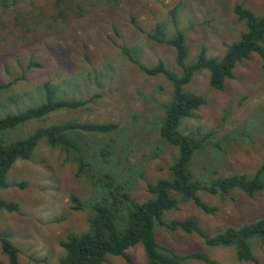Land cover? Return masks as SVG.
I'll list each match as a JSON object with an SVG mask.
<instances>
[{
  "label": "rangeland",
  "instance_id": "374dc122",
  "mask_svg": "<svg viewBox=\"0 0 264 264\" xmlns=\"http://www.w3.org/2000/svg\"><path fill=\"white\" fill-rule=\"evenodd\" d=\"M242 5L256 15L264 12V0H0V83L11 85L1 96L0 116L39 104L44 83L60 89L66 100L89 101L83 108L58 112L44 121L30 122L10 132L8 140L24 138L40 126L71 120L114 123L117 132L98 137L111 143L112 166L128 184L131 200L142 203L151 196L147 185L170 178L176 148L159 136V123L172 85L164 76L140 72L122 54V47L140 49L148 67L162 62L176 75L173 48L150 42L146 32L156 23L166 26L172 38L171 12L185 35L187 63L201 48L208 57L221 59L226 46L235 42L244 25L234 14ZM140 28V29H138ZM264 47V45H263ZM40 67L28 68L29 63ZM260 58L253 54L238 64L223 89L209 86L208 73H196L185 91L204 104L180 125L183 134H210L196 155L190 171L202 183L233 175L252 176L264 163V74ZM8 188L0 199L15 202L18 212H0V234L8 235L18 250L17 264H60V242L69 234L88 229L89 205L95 194L76 167L58 149L40 142L28 160L13 164L7 173ZM16 185H23L17 187ZM71 196L85 209L73 211ZM213 214H205L192 202L180 203L164 220H197L209 236L230 227L264 218V189L253 198L239 192L226 197L199 194ZM157 244L177 255L201 253L217 264H264V246L253 241L256 263L240 262L233 248H209L195 235L155 228ZM133 264H146L141 245L126 251ZM0 264H8L0 247ZM104 264H127L121 257H107ZM184 264H206L187 260Z\"/></svg>",
  "mask_w": 264,
  "mask_h": 264
},
{
  "label": "trees",
  "instance_id": "16d2710c",
  "mask_svg": "<svg viewBox=\"0 0 264 264\" xmlns=\"http://www.w3.org/2000/svg\"><path fill=\"white\" fill-rule=\"evenodd\" d=\"M233 12L243 23L244 30L235 42L226 46L221 59L208 57L205 48H201L194 60L187 63L185 35L177 27L175 10L171 12L175 30L172 38L167 37L163 23H156L151 31L144 33L148 41L174 49L175 63L181 70L179 76L167 70L162 62L145 66L136 46L121 48V54L140 72L150 77L164 76L173 88L169 101L162 105L164 116L159 123V136L167 145L176 148L177 157L169 169L170 178L148 184L147 192L151 197L142 203L131 200L127 182L119 178L112 166L115 155L112 144H100L98 140L99 136L117 132V124L71 120L40 126L24 138L7 139L10 132L30 122L44 121L58 112L78 110L89 101L66 100L58 87L46 82L41 87L38 105L0 116V189L9 187L7 173L13 164L28 160L38 144L44 142L48 147L58 149L75 165L76 177L85 178L95 194L89 205L88 229L81 234H69L60 242L64 252L60 264H104L107 257H121L127 264H133L126 251L136 245L142 246L146 264H184L187 260L217 264L201 253L177 255L161 248L155 238L156 227L195 235L209 248H233L238 261L256 263L251 244L256 240L264 246V218L227 228L212 237L205 235L193 218L164 220L165 214L187 202H192L205 214H213L215 209L201 200L200 193L226 197L239 192L253 198L264 189V163L252 176L233 175L205 183L193 180L192 160L208 144L211 135L200 132L185 135L180 130L182 121L191 118L204 104L202 97L185 91L196 73L206 71L209 86L220 91L225 82L233 78L235 67L255 54L261 60L264 74V12L256 15L242 5L235 6ZM33 67L40 65L29 63L28 68ZM10 86L0 83V99ZM70 199L74 204L73 211L85 209L77 197ZM18 209L17 203L0 199V212L12 214ZM0 247L8 264H17L18 250L8 235L0 234Z\"/></svg>",
  "mask_w": 264,
  "mask_h": 264
}]
</instances>
